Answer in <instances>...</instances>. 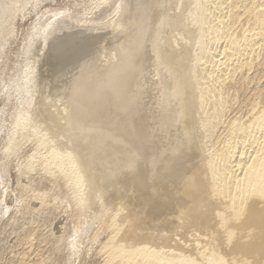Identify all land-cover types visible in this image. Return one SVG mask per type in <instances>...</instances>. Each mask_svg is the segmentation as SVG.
<instances>
[{
    "label": "rangeland",
    "instance_id": "374dc122",
    "mask_svg": "<svg viewBox=\"0 0 264 264\" xmlns=\"http://www.w3.org/2000/svg\"><path fill=\"white\" fill-rule=\"evenodd\" d=\"M183 1H185V0H183ZM183 1L182 0H167V2H166V0H29L28 4L25 6V8L14 19V21H13L14 23L0 37V264H108L107 263L108 255L106 253H104L105 251H103L104 249L102 247H103V244L108 239H110L112 234L109 233L110 231L106 232L103 230L104 231L103 232L102 231L103 226L106 224V222H107L106 220H109L108 217H110L111 213H115V211L117 213L118 205H119V207H122L125 205L126 207H128V209L133 206V202L131 204L130 198L134 195L136 186L134 185V183L132 181L123 180L125 177H121L119 186L123 185L122 188H120L116 185H113L112 183H110V184L106 183V185L102 186L103 188H101V192L103 191L102 194L99 193L97 195V197L94 198L93 196L92 197L90 196L91 195V192H90L91 188H90L89 178L90 177L95 178V175L96 176L102 175L103 177H105L107 175L110 176L111 172H114L115 169H116L115 171L118 172L121 168V165H119L120 164L119 155H121V157H123V155L125 156V154L128 155V153L129 154L133 153L129 156H132V155L134 156L136 154L134 156L136 158V156L141 154V151L143 152L142 154L146 158L144 156H142V154H141V155H139L140 157L139 156L137 157V158H140L139 160L137 158L135 159L138 163L139 168H140L139 171L142 170V168H143L142 164H144L143 170L146 169V172H148V173L150 172L149 174H151L153 172L152 174L155 175L157 173L156 171H159V170L161 171L160 168H163V166L165 165L163 163L164 161H162V160H165L166 158H168L170 156L173 145H176L178 140H180V142L185 141V138H186L185 135L187 133L182 134V130L181 131L179 130V129H181V128H179V126L181 127L182 125L178 120H177V123H175L177 111H179L178 110L179 104L176 103V101H177V100L175 101L176 98H174V96L172 97L171 95L176 93V95H178L179 99H180V97H183V99L185 98L186 95L184 96V94H186V93H184V91H186L187 88H186V85L185 86H183V85L186 84L185 81H187V79L185 77H186V74L188 73V71L183 72L180 76L177 75V73L175 72L176 71L175 66L179 67L180 63H174L173 62L174 63V66H173V63H171V61H169V60H171L170 56H173L175 53L174 50L172 51V48H174V49L176 48L174 45L176 43H179L180 38H181V40H182V38H185L184 37L185 33H184L183 37H182V34H183V32H185L186 28H189L188 26L190 25V27H193V28L197 27L196 30L198 29V26H199V25H197L198 22L196 21L197 24L195 25V23H194L195 17L192 16L194 14L192 13V15H191L190 11L193 9L191 12H196L195 10H197V9H195V8L196 7L198 8V6L200 5L202 8L203 7L205 8L204 10H206V12L208 11V9H210L211 11L209 10L208 13L211 14V15L209 14V17H212L213 14L211 12H212L213 5H210V4H213L212 3L213 0L212 1H210V0H199L198 2H197V0H192V2L194 1V3L193 4H192V2H191V4L188 3L189 5L187 4L188 0L185 1L186 3ZM189 1H191V0H189ZM200 1H202L203 4L205 3V5L204 6H203V4L201 5L202 2L199 3ZM177 2H178V4H177ZM182 2H183V4H182ZM195 2L198 6H196ZM246 3H250V0H248ZM175 4H176V7L174 6ZM184 4L185 5L187 4L186 6L188 9H191V8L192 9L188 10ZM181 5H183V7L185 6L184 7L185 10H188L186 12H189V13H186L184 10L180 11L183 8V7L181 8ZM209 5H210V8H209ZM194 6H195V8H194ZM127 7H129V8L127 9ZM142 7H143V9H142ZM130 8H132V9H130ZM157 8H158V11H157ZM163 8H164V10H163ZM127 10H128V13H127ZM131 11H132V13H131ZM141 12H142V14H141ZM151 12L153 14H151ZM171 12H172V14H171ZM181 12H184L186 14H183V13L181 14ZM236 13L239 14L238 12H236ZM55 14H56V16H55ZM128 14H129V16H128ZM176 14H178V15H176ZM170 16L171 17L173 16L174 18L175 17L176 18L173 20V17L171 18ZM180 16H182L183 18ZM236 16L234 17L235 20L233 19V21L230 22V25L232 26L233 29H237V28L239 29L241 25H242L241 26V28H242L244 25L247 24L246 23L247 22L246 17L242 18L241 15L240 16L238 15L237 17ZM188 18H190V19L188 20ZM177 19L178 20L181 19L182 22H180V20L177 22L176 21ZM183 19H185V20L183 21ZM242 19H244L243 21L245 23L241 22ZM247 19H248V17H247ZM124 20H125V22H124ZM161 20H162V22H161ZM166 20H167V23H166ZM121 21H123V22H121ZM127 21H128V23L129 22L130 23L129 24L126 23ZM133 21H134V23H133ZM171 21H173L174 24ZM192 21H193V23H192ZM154 22H155V24H154ZM180 23H182V25H180ZM242 23H244V25ZM119 24H121V25H119ZM176 24L180 25V27L176 26ZM187 24H188V26H187ZM211 24H212V20L210 19L209 23L206 25L205 28H199L198 29L200 33H202V34L205 33L204 35H200V37L203 36L202 37L203 44H202V42H200V45H203V47H205L206 51H208L207 47L212 46L213 42L216 39L218 41V39H219L218 36L220 35V30H219L220 27L217 28L218 30H215V28H212L213 30L209 29V26ZM238 24H239V26L236 27V25H238ZM184 25H185V27H184ZM212 26L213 25H211V27ZM160 28H161V30H160ZM206 28H208V29H206ZM121 29L123 32L120 31ZM204 31H207V33ZM209 31H211V32H209ZM125 32H127V33L125 34ZM154 32H155V34H154ZM159 32H160V35H159ZM161 33H164L165 35L161 34ZM174 33L177 34L178 36L175 35L176 36L175 37ZM210 33H212V35H211L212 37H210ZM215 33L217 34V36L215 35ZM129 34H130V36H128ZM151 34H153V35H151ZM205 35H206V37H205ZM208 37H209V39H208ZM127 39H130L129 42L126 41ZM160 39H162V40H160ZM174 39H175V43H174ZM213 39H215V40L213 41ZM139 40H141L142 42H139ZM148 40H149V43L151 42L150 44H148V42H147ZM156 40H157L158 46H157ZM165 40H167V41H165ZM205 41H208V42L204 43ZM217 41H216V43H217ZM141 43H143V44L145 43L144 46L142 44L143 48L141 46H139V44H141ZM210 43H211V45H210ZM216 43H214V45ZM163 44L164 45L166 44L167 46L166 45L164 46ZM204 44H207V45L205 46ZM260 45L263 48V50H262V48H260V50H259L260 54L258 52V54L254 55L255 57L253 56L252 58L247 59L246 63L243 62V64H244L243 67L238 69L239 71L237 70L234 73V75H232L233 78H229L227 83H225L224 86L222 87V92H223V94L221 92L222 98L224 97L223 99H225L227 101V102L225 101L227 103V105H226V103L225 104L223 103V107H224L223 108V111H224L223 115L224 114L225 115L223 116L222 113H220L218 115L219 117L217 115H215L216 120L213 117L209 118V119L213 118V119H211L213 121L215 120L217 127H215L214 133L215 132L216 133L213 134V137H212L213 139L209 140L210 142L208 140L206 142L209 146L208 148H206L207 144L205 143V141H206L205 138H203L205 140L204 144H203V139L201 137H199L200 134H202V131H201L202 130L201 129L202 123H200L198 125V126H200L199 127L200 129L198 128V126L196 127L197 124H195L193 127L195 130V134H197L196 135L197 138L196 137L195 138H196V141H198V142L196 144L199 145V143L201 142L200 146H197V147H201L202 145L203 146L205 145L204 146L205 149L203 151H202L203 146L201 147L202 148L201 150H199L200 148H198L199 153L202 156H203V154H211L212 157L214 158L215 163H216V160H218L217 163H219V161H220V158H219L220 154H217L216 152L219 153L220 149L224 145L225 140L227 138L226 135H227L230 127L236 122L237 123L242 122V120H243V122L244 121L246 122V120L250 121L251 118L254 116L253 113H255L254 111L251 110V107H253L252 109L254 110V106H252L253 103L259 99L258 97H260L262 95V93H264V91H263V89H264V41H261ZM136 46H139V47H136ZM162 46H163V48H162ZM171 46H172V48H171ZM134 47H136V49ZM140 48L142 51L140 50ZM147 48H149V49L146 50ZM154 48H156V49H154ZM137 49H139V50H137ZM169 49L172 52H170ZM124 50H126V51H124ZM151 50H153V51H151ZM139 51L141 53L142 52L143 53L142 54L140 53V55H139ZM144 51H145V54H144ZM146 52H147V54H146ZM156 52L158 54H156ZM60 53H61V56H60ZM118 53H119V55H118ZM160 53H161V56H159ZM143 54L146 56H144ZM122 55H123V57H122ZM124 55H125V58H124ZM162 55H163V57H162ZM259 55H260V57H259ZM149 56H150V58H149ZM174 56H176V53ZM158 57H160V59L163 61L165 60L166 62L161 61ZM141 58L143 59V61ZM139 59H140V61H139ZM199 59H202V61L200 60V63H199ZM124 60H126V61H124ZM160 61L162 63H160ZM196 62H198L199 64H201V62H202V64L204 63L203 58H201V57H198V59H196ZM140 63H141V66H140ZM144 63H145V65H144ZM94 65H95V67H94ZM99 65H101V66H99ZM127 65H128V67H127ZM151 65H152V67H151ZM156 66H157V68H156ZM155 69H156V72H154ZM162 69H164L166 71H164ZM172 69L175 72V75H173V76H172V74H173ZM93 70H95V71H93ZM125 70L128 74L127 73L125 74ZM115 71H116V74L118 76L115 74V78H111L112 76H114ZM117 71H119L121 73H118ZM171 72H172V74H171ZM123 73H124V75H122ZM129 73H130L131 77H130ZM251 73H252V75H251ZM255 74H257L258 76ZM157 75L159 76V78ZM176 75H177V77H176ZM108 76L111 78V80ZM142 76H144L143 79H142ZM98 77H99V79H98ZM120 77H121V79H120ZM129 77L131 78L133 83H131V81H129L130 80ZM245 77H249V78H245ZM182 78H183V80H182ZM93 79H94V81H93ZM116 79H118L119 82ZM122 79L124 81H128V83L130 85L132 84L131 87H134L133 84L135 83L136 89H134V88L131 89V87L129 88L130 85H128V83L126 82L125 87L127 90H125V87L122 86V84L120 85L121 81H122V83H124ZM184 79H186V80H184ZM246 79H248V80H246ZM104 80H106L107 82L106 81L103 82ZM112 81H113V83H112ZM162 81L163 82L166 81V82L163 85H161ZM100 82H102V83H100ZM108 82L111 85L108 84ZM114 82L117 84L114 85ZM159 83H160V85H159ZM180 83L183 84L181 87H179L180 85H178ZM85 84H88L89 86L86 85L87 86L86 87V86H84ZM105 84H108V85H106V87L102 88L103 86H105ZM109 85L111 86V88H113L114 86L115 87L112 90H110ZM117 85L120 87H118ZM149 85H150V87H149ZM127 87L129 88V90ZM152 87H155V88L153 89ZM160 87H161V90H159ZM165 87L167 89H165ZM86 88H89V89H86ZM106 88H109V90ZM180 88H182V89H180ZM114 89L117 91L119 89H121L122 91L119 90L121 92L120 93V92L115 91ZM156 89H157V92H156ZM74 90L76 92H74ZM85 90L86 91L88 90V93H91L94 90L95 91H94V94L93 93L88 94ZM101 90H104L106 94H107V90H108L110 95H109V93L107 95L102 94V92H104V91H101ZM113 90H114V92H113ZM177 90H178V92H177ZM230 90H232V91H230ZM96 91H99V92H96ZM123 91L125 92V95H123L124 94V93H122ZM133 91L135 94L132 93ZM138 91H139V93H137ZM165 91H167V92L169 91V93L166 92L167 93L166 94ZM127 92H129L128 95H126ZM155 93H156V95H155ZM78 94H81V95H78ZM113 94L115 96H114V98H111V95L113 97ZM130 94L132 96L133 95L138 96V98L132 97ZM163 94H164V96H163ZM86 95H89V96L92 95L91 96L92 97V100H91L92 103H95V104L97 103V104L96 105L93 104L94 106H92V103H90L91 101L88 100V98H87L89 96H86ZM97 95H99V96H97ZM100 95H102V96H100ZM118 95H120V97ZM66 96H67V98H66ZM70 96H72V97H70ZM81 96H82V98H81ZM121 96L124 98H122ZM263 96H264V94H263ZM94 97H96V98L100 97L99 99L95 98V100H98L99 103L97 101L94 102L95 101ZM103 97L105 98V100ZM130 97L134 98L135 103L131 102V104H130L129 101L132 99V98L130 99ZM140 97L142 99H140ZM162 97L164 98V100L166 99L165 100L166 102L165 101L163 102ZM236 97H237L238 101L236 100ZM101 98H102V101H101ZM126 98L128 100L129 99L130 100L127 101ZM168 98H170V99L174 98V99L172 101L171 100L169 101ZM89 99H91V98L89 97ZM112 99H114V100H112ZM124 99L126 101H124ZM203 99H205V98H203ZM254 99H255V101H254ZM79 100H81V101L79 102ZM228 100H229V102H228ZM100 101L102 102L101 105H100ZM103 101H104V103H103ZM111 101H112V103H110ZM117 101H119L120 103L119 102L117 103ZM131 101H133V99ZM138 101H140V102H138ZM146 101L148 104L146 103ZM173 101H175V102H173ZM106 102H107V104H106ZM113 102H114V104H113ZM121 102H124L128 106L123 105V103H121ZM169 102L170 103L173 102V104L176 103V105H178V106L174 105V106L178 107V108L175 107L177 110H175V108H174V111L176 112V114H174L175 112L172 109L173 104L171 103L172 105H170ZM80 103H81V105H80ZM88 103H89V105L91 104L90 107H89ZM133 103L135 105H133ZM164 103H165V105H164ZM208 103H209V99L206 98V100L203 101V105H205V106L203 107V105H201V108L203 109V111L201 109V113H204V115H206V112H207V115H209L208 112H210V109L208 107V105H209ZM70 104H72V105H70ZM109 104H110V106H109ZM115 104L116 105L120 104L118 106L119 108ZM201 104H202V102H201ZM67 105H68V107H67ZM75 105L78 107V110L83 107L84 108L83 111L85 112L84 114H87V115H84V118H82L81 122H77V125H79V123H83V124L79 125L80 127H78V128L76 127L77 129H75V127L74 128L71 127V124H70L71 122H69V124H70L69 125L68 120H67L68 116H69L68 119L70 120L71 116L74 114V112H75V114L77 113L76 111H78V110H77V107ZM97 105L99 108L97 107ZM147 105H148V107H147ZM162 105L164 106L165 109L163 108ZM101 106L102 107L104 106L103 108H105V106H106V108H105L106 111H105V109L104 110L101 109L100 108ZM123 106H125V107H123ZM249 106H251V107H249ZM73 107H75L76 109ZM93 107H94V111L92 112L91 110H93ZM114 107H115V109H114ZM134 107H135V109H134ZM72 108L75 109L76 111L73 110ZM97 108H98V110L100 109V112H96V111H98V110H96ZM112 108L114 109V112L118 113V117H116L117 116L116 114H113L114 112L111 111V110H113ZM206 108L208 109V111ZM61 109H63V110H61ZM85 109H87V111ZM107 109L109 112L107 111ZM118 109H120V110H118ZM126 109H127V111H126ZM247 109L250 111V113L248 112ZM48 110H49V112H48ZM66 110H69V111L67 112ZM71 110H73L72 111L73 114L70 113ZM88 110L91 112H89ZM134 110H138L139 114L135 111L137 114L135 113L134 116L132 117ZM139 110H142V111L140 112ZM60 111H62V112H60ZM65 111L67 112V114L70 113L71 115H69V114L67 115ZM101 111L102 112L104 111V113H102ZM120 111H122V113ZM54 112H56V113H54ZM86 112H88V113H86ZM94 112H96V113H95V115H93L94 116L93 117L92 114ZM107 112L109 115L107 114ZM131 112H133V113L131 114ZM142 112H143V114H142ZM171 112H173V114L175 115V118L172 116L173 114ZM64 113L67 116H65ZM111 113L113 114L112 115L113 117L111 116ZM168 113L171 115V117ZM247 113L249 115H246ZM89 114L91 117L90 120L88 118ZM120 114L121 115L123 114V116H124L123 119H122L123 116H121ZM124 114L126 116H129L130 118L125 117ZM140 114H141V116L143 115V118L140 117ZM105 115H106V117H107V115L110 116V117H107L108 119L109 118L110 119L107 120L106 117L103 118V116H105ZM144 115H146V116H144ZM151 115L154 118H152ZM95 116H97V117H95ZM101 116H102V119L107 120V122L104 120L102 121ZM114 116H115V118L120 120V121H118L117 119H115L116 125H115V121H114ZM135 116H137L138 118L140 117V118L139 119L135 118ZM131 117H132V120H131ZM145 117H149V119L145 118ZM167 117L168 118L170 117L169 119L172 118L171 119L172 121L168 120ZM85 118H88V119H85ZM95 118H97L99 120L97 121V119H95ZM127 118L129 120H127ZM133 119L134 120L136 119L135 122H137L136 123L137 125H138V122H141V123H139V125H140L139 127H142V129L144 127L143 132L146 135H144V133H143V135L145 136V137L143 136L144 137L143 140H145V138H146L147 143L145 142L142 144L140 143L141 145L139 144V140H138L139 131H136V130H138L137 129L138 126L135 128L136 125H134L135 122ZM144 119L145 120L148 119V120H146L147 122H145ZM224 119L228 124L224 121ZM234 119L235 120L237 119V121L235 122ZM111 120H113L112 123H111ZM137 120H140V121H137ZM130 121L133 123L131 124ZM149 121L150 122L152 121V122L149 123ZM157 121H159V123ZM165 121L166 122L168 121L169 126ZM170 121H171V123H174V124H171ZM91 122H93L92 123L93 125L91 124ZM97 122H98V124H97ZM99 122H101V123H99ZM105 123H106V125H105ZM127 123L128 124L130 123V125H128ZM142 123H143V125H142ZM145 123L146 124L149 123L150 127L148 125L145 126ZM224 123H225V125H224ZM57 124H58V127H57ZM88 124H91V125H88ZM150 124H152L153 126ZM86 125L90 126L92 128V130L94 128V131L90 130L91 131L90 132V131L86 130V128H87ZM125 125H126V127H125ZM66 126L67 127L70 126L72 129L70 127H68V129L66 130V128H67ZM162 126L165 128H163ZM62 127H63V129H62ZM90 127H89V129H90ZM151 127H152V129H151ZM83 128H84V132H82V136H81L80 133H81V130H83ZM110 128H111V130H110ZM112 128H114V129H112ZM170 128H171V130H170ZM69 129L70 130L75 129V132H74V130L69 131ZM120 129L121 130L125 129V132H124V130L121 131ZM128 129L129 130L131 129V131H134V132H132V134H131V131L128 132L129 131ZM100 130H103V131H100ZM108 130L110 131V133ZM178 130L181 133H179V132L177 133ZM196 130H198L199 132L196 133ZM68 132H71V133L73 132V133L77 134V136H75V134H73V133L68 134ZM104 132L107 134H105ZM121 132H122V134H121ZM148 132L150 133V135H151V133L153 135H151V136L148 135L149 134ZM164 132H165V134H164ZM166 132L168 134L170 132H172L169 134L170 137H168V134ZM108 133H109V135L112 133H115V134L117 133L116 135H114V134L111 135L113 138L115 137L114 139L112 138L114 141L109 140L111 136L108 137ZM123 133H125V134L123 135ZM154 133L156 136L154 135ZM67 134H68V136H67ZM97 134H98L97 139L100 140L99 138H101V140L103 142L100 141L101 142L100 143L97 141V139L95 140ZM119 134H120V136L121 135L123 136L120 139L121 142H118L117 140L115 141V139L119 138V136H118ZM133 134L137 135V137L134 136ZM178 134H182L181 137ZM91 135L93 138L90 137ZM102 135H103L104 139H103ZM128 135H130V137L132 136V138H130V139L133 140V138H134V141H131L129 139ZM107 137H108V139L106 140L105 138H107ZM154 137L157 138L158 140L157 139L155 140ZM166 137H168V138L166 139ZM124 138H125V141L123 140ZM75 139L77 141H75ZM87 139H89V140H87ZM127 139H129L128 142L126 141ZM198 139H200V140H198ZM104 140H106L108 142V144H106L104 142ZM122 140L124 142H122ZM81 141L84 142V146H82ZM136 141L138 143H135ZM174 141H176V143H174ZM211 141H212V143H211ZM109 142H111V143H109ZM131 142H132V144H133V142L135 144L131 145L130 146L131 148H130L129 145L126 143L131 144ZM149 142H151V143H149ZM163 142H164V144H163ZM85 143H86V145H85ZM99 143H100V145H99ZM102 143H104V144H102ZM123 143H124V145H123ZM80 144H81V146H80ZM95 144H96V146H95ZM117 144H118V146H117ZM143 144H146V147ZM169 144L171 147L169 146ZM104 145L108 146L109 148H112V149H115L118 147V148H120L119 150H121L122 148H125L126 147L125 145H127L129 148L128 147L125 148V152L123 149L121 151H119L118 148L114 151V150L109 149L108 147L106 148ZM109 145H112L114 147L109 146ZM120 145L122 146V148L120 147ZM134 145H136V146H134ZM142 145H143V148H142ZM150 145L152 147H154V150ZM165 145H167V146H165ZM85 146H86V148H85ZM87 146L89 148H87ZM97 146L99 147V149L95 148ZM103 146H104V148H102ZM157 146L159 149L157 148ZM213 146H214L215 150L213 149ZM71 147H73V148H71ZM92 147L95 148V149H93V151H92ZM136 147H137V151H135ZM138 147H140V148H138ZM149 147L152 149L151 151L149 150L150 149ZM162 147H164L166 149L163 148L164 149L163 150ZM68 148H70V149L68 150ZM133 148H134V151H133ZM155 148L158 150V154L162 155V153H163V155L157 156L156 155L157 150H155ZM209 148H210V150L213 149L214 151L212 150L210 152ZM79 149L81 152L77 151ZM88 149L90 152H88ZM138 149L140 150L139 151L140 153H138ZM168 149H169V151L164 152ZM97 150L99 152H96ZM147 150H148V152H146ZM73 151H74V153H73ZM91 151L93 153H91ZM100 151H101V153H100ZM152 151H154L155 154H153ZM200 151H202V152H200ZM94 152L96 153V155H94ZM109 152L111 154L110 156L113 157L112 158L113 160H114V158H116L114 160V162L110 163L111 157L109 156ZM111 152H113V153H111ZM134 152H136V153H134ZM212 152L214 154H212ZM85 153H86V156L90 157V158L85 159V155H84ZM98 153H100V154H98ZM121 153H123V155ZM105 154L108 157H105ZM165 154L168 156H166ZM115 155L118 157L119 160L117 159V157ZM147 155L150 157V159H149L150 161L147 160L148 159ZM95 156L97 157V159ZM75 157L78 159H76ZM92 157H94V158L92 159ZM101 157H103L104 160L109 158V162H108V160L104 161ZM82 158H84L86 160V162L88 161L87 159H92L93 161L92 160H90V161H92L93 163L90 162L92 164H90L91 166H88L87 163L85 162V160H83ZM99 158H101V160L97 161V160H99ZM144 158L147 160V162H149L148 164H147V162H144L145 161ZM94 159H96V160H94ZM143 159H144V161H143ZM152 159L154 160L153 164H152L153 166L150 163ZM156 160H159V161H157L158 163L156 162ZM103 161H104V163H102ZM75 162H76V164H75ZM100 162L104 165L103 167H105V164L108 165L107 169L104 168L105 169L104 171H106V172L101 170L102 169V168H100L101 165H99V164H101ZM159 162H160V165H159ZM109 163L111 164V166ZM112 163H113V165H112ZM85 164H86V166H84ZM94 164H97L98 167L95 166ZM154 165H157V166H155V168H157L156 170L154 169ZM113 166H114V168H113ZM78 167L81 168V170ZM151 167L154 170H152ZM148 168H150V169H148ZM87 169H89V171ZM110 169H112V170L110 171ZM107 170H108V172H107ZM91 174H92V176H91ZM103 174H105V175H103ZM99 176H98V178H99ZM101 178L102 177L100 176V179ZM124 181H125V183H124ZM108 185H109V187H108ZM105 186H107V187H105ZM131 186H133V187H131ZM121 189H123V190H121ZM130 189L133 191H130ZM117 192L118 193L121 192L120 196L115 195ZM111 194H112V197H111ZM103 196H105L106 198ZM73 197H74V199H73ZM90 197H91V200H90ZM100 199H102V200H100ZM112 199H114V200H112ZM119 200H120V202L118 204L117 202ZM121 201H123V202H121ZM103 202H105V203H103ZM114 202H116V203H114ZM126 202L128 204H126ZM129 205H130V207H129ZM125 212H126V210H125ZM177 213H175L173 216V217L177 216V224H175L176 226L175 225L174 226L177 228L178 233H179V234H176V236L180 237V234H181L180 231H182L184 229V227L183 226L180 227L179 225L183 224L184 219L180 223H178V220L180 221L182 217H181V214L179 215V213L178 214ZM178 215H179V219H178ZM103 218H105L106 220ZM101 221H103V222H101ZM159 222L160 221H157V223L153 226L152 229L154 232L152 231V229H150V231H149V229L146 228L145 231H147V232L144 235H142V237L145 236L147 233L149 234L150 232L155 233L156 235H153V237L154 238L156 237V238H155V240L154 239L152 240V242H153V244H155V246L160 245L161 243H163V241H166L168 239L172 240V242L171 241L169 242L170 247L175 244L173 242V241H175V239L180 241V239L178 237H177L178 239L174 237L175 232L171 231L169 233L170 230L168 228L162 229L163 228L162 227L163 222L161 221L162 222V223L160 222L161 224ZM103 223H105V224L103 225ZM157 224H158V226H157ZM158 227H160V228H158ZM154 229H156V230H154ZM179 229H180V231H179ZM157 230H158V232H157ZM162 231L166 232V234H164ZM184 231L185 230H183L182 233ZM160 232L163 233V235L166 239L163 236H160V234H161ZM167 233H169L168 239H167V236H168ZM171 234H173V236ZM170 235H171V237H170ZM114 237H115V235H114ZM158 237H160V238L158 239ZM160 239H162V240H160ZM156 242H159V243L157 244ZM194 256H195V254H193V256L192 255L189 256V258H192V257L194 258ZM196 257L197 256H195V258ZM105 259H106V261H105ZM189 262H190V260L187 262V264H189ZM192 263H194V262L191 261L190 264H192ZM175 264H177V263H175ZM185 264H186V262H185Z\"/></svg>",
    "mask_w": 264,
    "mask_h": 264
},
{
    "label": "bare ground",
    "instance_id": "6f19581e",
    "mask_svg": "<svg viewBox=\"0 0 264 264\" xmlns=\"http://www.w3.org/2000/svg\"><path fill=\"white\" fill-rule=\"evenodd\" d=\"M183 1V0H182ZM186 1V0H185ZM183 1V2H185ZM199 0H197L198 2ZM212 1V0H210ZM248 0H213V4H210V5H213V8H212V14L213 16L212 17H209V14L208 11L210 9H208V11L206 12V10H204L205 8L201 7L200 5L198 6L196 4V6H198V8L194 6L196 12H191L192 10L191 9H188L187 8V4H191L192 0L191 1H187V4L185 5L186 8L188 10H191L190 13L192 15V13L194 15L195 18V25H199L198 26V29L199 28H205L206 25L209 23V20L211 19L212 20V24L213 25L211 27V25L209 26V29H212V28H215V30H218L217 28H219L220 30V35L218 36V41L217 39H213V44L212 46L210 47H207V50L205 49V47H203V45H200V42H202L203 44V40H202V37H200V35H204L205 33H200L199 30L196 28H193V27H190V25L187 26L189 28H186L185 32H183L182 34V37L184 35L185 38H180V41L179 43H176L174 46L176 47L175 49L172 48V51L174 50L175 53H176V56L175 53H174V57L173 56H170V59L169 61H171V63H180V68L178 66H175V72L177 73V75H181L183 72L185 71H188V73L186 74V79L187 81L186 84H178L180 85L179 87H181L182 85L185 86L186 85V88L187 90L184 91V96L185 98L183 99V97H178V95H176V93L172 94L171 96L175 99L176 103L179 104V108L176 107L178 105H176V103L173 104V102H169L170 105H172V109L174 111V108H178L179 111H177V116L175 118V115L176 112L173 114V112H171L173 115V117L176 119L175 123H177V120L181 123V127L179 126V129L180 131L182 130V134L183 133H187L185 136V141L183 142H180V140L177 141V144L176 145H173V148L171 150V153H170V156L168 158H166L165 160H162L160 157V159L162 161H164L163 163L165 164L163 166V168H160L161 171H156L155 175H153L152 173L149 174L148 172H146V169H144V164H141L143 165V168L142 170L139 171V166H138V163L137 161L135 160L139 155H141L143 152L141 151V154H139L138 156H136V158L132 155V156H129L131 154L128 153V155L125 154V156L123 155V153H121L123 155V157H121V155H119L120 157V164L121 165V168L120 170L117 172L114 170V172H111V175H107L105 177H103L102 175H100L102 178V180L100 179V176L98 178V176L95 175V178L94 177H90L89 178V183H90V192H91V197L93 196L94 198L97 197V195L99 193L102 194L101 192V188H103L102 186L106 185L107 184H110L112 183L113 185H116L120 188H122V186H119L120 184V180H121V177H125L123 180H127V181H132L134 183V185L136 186L135 187V192H134V195L130 198L131 199V204L133 202V206L130 207L129 205V209L128 207H125L122 206V207H119L118 205V210H117V213L115 211V213H111L110 217H107L109 218V220H106V224L103 223V229L102 231H110L109 233L112 234V236L110 237V239H108L104 244H103V251H105L104 253H106L108 255V259H107V263L108 264H187V262L190 260L193 261L194 263L192 264H264V96L262 93V95L260 97H258L255 101L254 99V103L252 106H254V110L252 109L253 107H251V110L254 111L255 113L254 116L251 118L250 121L246 120V122L244 123L243 120L242 122H239L237 123V119L235 120L236 123H234L227 135H226V140H225V143L224 145L222 146V148L220 149V152H216L217 154H220L219 158H220V161L219 163H217L218 160H216V163L214 161V158L212 157L211 154H203V156L199 153L198 151V148H200L199 150H201L202 146L201 147H197V146H200V143L199 145L196 144L198 141H196V135L195 134V130H194V125H196V127L202 123V134H200L199 137H201L202 139L205 138V140L203 139V144H204V141L205 143L207 142V140H211L213 139V134L214 131H215V127H217L216 125V118H215V115H219L220 113H222L223 115V103L225 104L227 101L225 99L222 98V95H221V92H222V87L224 86L225 83H227V81L229 80V78H233L232 75H234V73L243 67V62L246 63V60L247 59H250L252 58L254 55L258 54L261 45H260V42L261 41H264V0H250V3H246ZM125 2V1H124ZM167 2V0H166ZM176 2V1H175ZM182 2V4H183ZM202 1H200L199 3H201ZM205 2V1H204ZM209 2V1H208ZM207 2V3H208ZM126 3V2H125ZM124 3V4H125ZM147 3V2H146ZM164 3V2H163ZM186 3V2H185ZM194 3V1L192 2V4ZM129 4V3H128ZM168 4V3H167ZM178 4V2H177ZM188 4V5H189ZM203 4V2L201 3V5ZM127 5V4H126ZM142 5V4H141ZM150 5V4H149ZM161 5V4H160ZM180 5V4H179ZM205 5V3L203 4V6ZM208 5V4H207ZM210 5H209V8H210ZM123 6V5H122ZM125 6V5H124ZM157 6V5H156ZM176 7V4L174 5ZM184 6V7H185ZM153 7V6H152ZM183 7V5H181V8ZM183 7V8H184ZM193 7V6H192ZM201 7V8H200ZM212 7V6H211ZM129 7H127L128 9ZM141 8V7H140ZM181 9L180 11H188V10H185L184 9ZM190 8V7H189ZM132 9V8H130ZM143 9V7H142ZM160 9V8H159ZM145 10V9H144ZM150 10V9H149ZM164 10V8H163ZM166 10V9H165ZM176 10V9H175ZM130 11V10H129ZM134 11V10H133ZM157 11H158V8H157ZM211 11V10H210ZM126 12V11H125ZM124 12V13H125ZM236 12H238L239 14H237ZM61 13V12H60ZM127 13H128V10H127ZM132 13V11H131ZM130 13V14H131ZM162 13V12H161ZM166 13V12H165ZM174 13V12H173ZM186 14V13H189V12H181V14ZM59 14V13H58ZM57 14V15H58ZM142 14V12H141ZM151 14H153L151 12ZM159 14V13H158ZM169 14V13H168ZM172 14V12H171ZM180 14V13H179ZM180 14V15H181ZM240 16L243 18V17H246V20H247V24L244 25V19H242L241 22H244L242 23L244 26L237 30V29H233L232 26L230 25V22L233 21L234 17L236 15ZM165 15V14H164ZM178 15V14H176ZM211 15V14H210ZM56 16V14H55ZM124 16V15H123ZM126 16V15H125ZM129 16V14H128ZM156 16V15H155ZM174 16V15H173ZM172 16V17H173ZM187 16V15H186ZM236 16V17H237ZM121 17V16H120ZM131 17V16H130ZM137 17V16H136ZM140 17V16H139ZM163 17V16H162ZM171 17V16H170ZM171 17V18H172ZM179 17V16H178ZM182 17V16H180ZM185 17V16H184ZM248 17V19H247ZM164 18V17H163ZM176 18V17H175ZM173 17V20L175 19ZM183 18V17H182ZM210 18V19H209ZM120 19V18H119ZM123 19V18H122ZM165 19V18H164ZM163 19V20H164ZM190 18H188L189 20ZM170 20V19H169ZM172 20V19H171ZM180 22H182L181 19H179ZM178 19L176 20L177 22L179 21ZM185 19H183L184 21ZM193 20V21H194ZM235 20V19H234ZM237 20V19H236ZM118 21V20H117ZM141 21V20H140ZM139 21V22H140ZM154 21V20H153ZM192 21V23H193ZM197 21V22H196ZM123 22V21H121ZM125 22V20H124ZM132 22V21H131ZM157 22V21H156ZM162 22V20H161ZM173 22V21H171ZM128 23V21L126 22ZM125 23V24H126ZM130 23V22H129ZM128 23V24H129ZM134 23V21H133ZM166 23H167V20H166ZM237 23V22H236ZM127 24V25H128ZM140 24V23H139ZM151 24V23H150ZM155 24V22H154ZM174 24V22H173ZM178 24V23H177ZM176 26H179L182 25V23H180V25H177ZM240 24V23H239ZM236 25V27L239 26ZM121 25V24H119ZM142 25V24H141ZM148 25V24H147ZM153 25V24H152ZM140 26V25H139ZM164 26V25H163ZM186 26V27H187ZM130 27V26H129ZM178 27V28H179ZM185 27V25H184ZM129 29V28H128ZM131 29V28H130ZM151 29V28H150ZM155 29V28H154ZM208 29V28H206ZM153 30V29H152ZM157 30V29H156ZM161 30V28H160ZM163 30V29H162ZM170 30V29H169ZM201 30V29H200ZM204 30V29H203ZM213 30V29H212ZM122 31V29L120 30ZM130 31V30H129ZM149 31V30H148ZM181 31V30H180ZM123 32V31H122ZM140 32V31H139ZM156 32V31H155ZM154 32V34H155ZM163 32V31H162ZM173 32V31H172ZM177 32V31H176ZM179 32V31H178ZM207 33V31H204ZM211 32V31H209ZM208 32V33H209ZM214 32V31H213ZM216 32V31H215ZM127 32H125L126 34ZM132 33V32H131ZM143 33V32H142ZM141 33V34H142ZM148 33V32H147ZM157 33V32H156ZM171 33V32H170ZM136 34V33H135ZM161 34H164V33H161ZM153 35V34H151ZM159 35H160V32H159ZM165 35V34H164ZM172 35V34H171ZM170 35V36H171ZM177 35L174 33V36ZM212 33H210V37ZM215 35L217 36V34L215 33ZM130 36V34L128 35ZM150 36V35H149ZM173 36V35H172ZM178 36V35H177ZM144 37V36H143ZM155 37V36H154ZM157 37V36H156ZM163 37V36H162ZM176 37V36H175ZM206 37V35H205ZM204 37V38H205ZM161 38V37H160ZM164 38V37H163ZM201 38V39H200ZM68 39V38H67ZM131 39V38H130ZM130 39H127L126 41L129 42ZM155 39V38H154ZM166 39V38H165ZM170 39V38H169ZM178 39V38H177ZM176 39V40H177ZM206 39V38H205ZM204 39V40H205ZM209 39V37H208ZM212 39V38H211ZM210 39V40H211ZM146 40V39H145ZM151 40V39H150ZM162 40V39H160ZM201 40V41H200ZM70 41V40H69ZM73 41V40H72ZM159 41V40H158ZM167 41V40H165ZM169 41V40H168ZM209 41V40H208ZM208 41H205L204 43L208 42ZM212 41V40H211ZM210 41V42H211ZM217 41V43H216ZM71 42V41H70ZM139 42H142L141 40H139ZM146 42V41H145ZM148 44L149 43V40L147 41ZM154 42V41H153ZM170 42V41H169ZM173 42V41H172ZM177 42V41H176ZM66 43V42H65ZM138 43V42H137ZM156 43H157V40H156ZM168 43V42H167ZM174 43H175V39H174ZM214 43H216L214 45ZM73 44V43H72ZM129 44V43H128ZM143 43L139 44V46H142ZM170 44V43H169ZM173 44V43H172ZM209 44V43H208ZM71 45V44H70ZM164 45V44H163ZM166 45V44H165ZM164 45V46H165ZM205 46L207 44H204ZM211 45V43H210ZM72 46V45H71ZM129 46V45H128ZM139 46H136V47H139ZM149 46V45H148ZM157 46H158V43H157ZM167 46V45H166ZM136 47H134L136 49ZM169 47V46H168ZM146 48V47H145ZM144 48V49H145ZM150 48V47H149ZM149 48H147L146 50H148ZM153 48V47H152ZM151 48V49H152ZM163 48V46H162ZM167 48V47H166ZM156 49V48H154ZM153 49V50H154ZM130 50V49H129ZM139 50V49H137ZM141 50V48H140ZM151 50V51H153ZM170 50V49H169ZM263 50V48H262ZM126 51V50H124ZM142 51V50H141ZM156 51V50H155ZM163 51V50H162ZM170 50V52H172ZM123 52V51H122ZM121 52V53H122ZM130 52V51H129ZM133 52V51H132ZM135 52V51H134ZM137 52V51H136ZM169 52V53H170ZM138 53V52H137ZM140 51H139V55H140ZM143 53V52H142ZM141 53V54H142ZM155 53V52H154ZM163 53V52H162ZM134 54V53H133ZM136 54V53H135ZM144 54H145V51H144ZM143 54V55H144ZM147 54V52H146ZM156 54H158L156 52ZM164 54V53H163ZM166 54V53H165ZM260 54V52H259ZM119 55V53H118ZM121 55V54H120ZM131 55V54H130ZM137 55V54H136ZM142 55V56H143ZM60 56H61V53H60ZM146 56V55H144ZM161 56V53L160 55ZM114 57V56H113ZM123 57V55H122ZM133 57V56H132ZM136 57V56H135ZM156 57V56H155ZM163 57V55H162ZM161 57V58H162ZM198 57H201L203 58V64L201 62L200 63V60L202 61V59H199V63L196 62V59H198ZM255 57V56H254ZM260 57V55H259ZM124 58H125V55H124ZM123 58V59H124ZM140 58V57H139ZM143 58V57H142ZM141 58V59H142ZM150 58V56H149ZM152 58V57H151ZM160 59V57H158ZM157 58V59H158ZM120 59V58H119ZM144 59V58H143ZM142 59V61H143ZM156 60V59H155ZM154 60V61H155ZM161 60V59H160ZM245 60V61H244ZM119 61V60H118ZM122 61V60H121ZM126 61V60H124ZM136 61V60H135ZM140 61V59H139ZM163 61V60H161ZM160 61V63H162ZM165 61V60H164ZM163 61V62H164ZM114 62V61H113ZM146 62V61H145ZM151 62V61H150ZM157 62V61H156ZM166 62V61H165ZM168 62V61H167ZM108 63V62H107ZM110 63V62H109ZM122 63V62H121ZM120 63V64H121ZM142 63V62H141ZM141 63H140V66H141ZM158 63V62H157ZM170 63V62H169ZM170 63V64H171ZM174 63H173V66H174ZM198 63V64H197ZM248 63V62H247ZM115 64V63H114ZM113 64V65H114ZM118 64V63H117ZM155 64V63H154ZM90 65V64H89ZM103 65V64H102ZM111 65V64H110ZM133 65V64H132ZM145 65V63H144ZM150 65V64H149ZM163 65V64H162ZM101 66V65H99ZM122 66V65H121ZM159 66V65H158ZM161 66V65H160ZM172 66V65H171ZM95 67V65H94ZM128 67V65H127ZM126 67V68H127ZM136 67V66H135ZM152 67V65H151ZM259 67V66H258ZM98 68V67H97ZM105 68V67H104ZM103 68V69H104ZM131 68V67H130ZM134 68V67H133ZM142 68V67H141ZM146 68V67H145ZM157 68V66H156ZM160 68V67H159ZM164 68V67H163ZM171 68V67H170ZM174 68V67H173ZM245 68V67H244ZM250 68V67H249ZM260 68V67H259ZM258 68V69H259ZM94 69V68H93ZM111 69V68H110ZM152 69V68H151ZM261 69V68H260ZM263 69V68H262ZM106 70V69H105ZM145 70V69H144ZM154 70V69H153ZM158 70V69H157ZM164 70V69H162ZM161 70V71H162ZM173 70V69H172ZM171 70V71H172ZM95 71V70H93ZM113 71V70H112ZM143 71V70H142ZM166 71V70H164ZM182 71V72H181ZM239 71V70H238ZM118 73H121L119 71H117ZM145 72V71H144ZM149 72V71H148ZM153 72V71H152ZM156 72V69L155 71ZM175 72L173 70V75H175ZM99 73V72H98ZM110 73V72H109ZM108 73V74H109ZM126 70H125V74H126ZM134 73V72H133ZM139 73V72H138ZM158 73V72H157ZM164 73V72H163ZM247 73V72H246ZM115 74H116V71L114 73V76H110L111 78H115ZM128 74V73H127ZM148 74V73H147ZM160 74V73H159ZM244 74V73H243ZM248 74V73H247ZM95 75V74H94ZM104 75V74H103ZM117 75V74H116ZM124 75V73L122 74ZM130 75V73H129ZM141 75V74H140ZM154 75V74H153ZM176 75V77H177ZM249 75V74H248ZM252 75V73H251ZM257 75V74H255ZM106 76V75H105ZM108 76V77H109ZM118 76V75H117ZM121 76V75H120ZM134 76V75H133ZM151 76V75H150ZM158 76V75H157ZM161 76V75H160ZM167 76V75H166ZM258 76V75H257ZM101 77V76H100ZM104 77V76H103ZM109 77V78H110ZM131 77V75H130ZM129 77V78H130ZM148 77V76H147ZM153 77V76H152ZM108 78V79H109ZM110 78V80H111ZM144 78V76H142V79ZM159 78V76H158ZM184 78V77H183ZM182 78V80H183ZM245 78H249V77H245ZM83 79V78H82ZM99 79V77H98ZM121 79V77H120ZM126 79V78H125ZM128 79V78H127ZM178 79V78H177ZM180 79V78H179ZM184 79V80H186ZM255 79V78H254ZM81 80V79H80ZM113 80V79H112ZM118 80V79H116ZM115 80V81H116ZM123 80V79H122ZM129 80V79H128ZM146 80V79H145ZM150 80V79H149ZM171 80V79H170ZM181 80V81H182ZM248 80V79H246ZM259 80V79H258ZM86 81V80H85ZM94 81V79H93ZM106 80H104L103 82H105ZM131 83L132 80L130 78ZM255 81V80H254ZM82 82V81H81ZM97 82V81H96ZM107 82V81H106ZM111 82V81H110ZM119 82V80H118ZM124 83H120V85L122 84V86H126V82L128 83V81H124ZM158 82V81H157ZM160 82V81H159ZM166 82V81H165ZM165 82L162 81L161 85H163ZM184 82V83H185ZM84 83V82H83ZM102 83V82H100ZM99 83V84H100ZM113 83V81H112ZM139 83V82H138ZM263 83V82H262ZM91 84V83H90ZM104 84V83H103ZM108 84H110L108 82ZM108 84H105V86H101L102 88L106 87V85ZM117 83L114 82V85H116ZM249 84V83H248ZM89 86L88 84H85L84 86ZM111 85V84H110ZM109 85V86H110ZM119 85V84H118ZM117 85V86H118ZM128 85H130L128 83ZM132 85V84H131ZM131 85L129 86V88L131 87ZM134 87H131L136 89L135 87V83L133 84ZM138 85V84H137ZM146 85V84H145ZM160 85V83H159ZM170 85V84H169ZM168 85V86H169ZM254 85V84H253ZM263 85V84H262ZM78 86V85H77ZM83 86V87H84ZM86 86V87H87ZM92 86V85H91ZM140 86V85H139ZM167 86V85H166ZM81 87V86H80ZM115 87V86H114ZM113 87V88H114ZM120 87V86H118ZM138 87V86H137ZM146 87V86H145ZM150 87V85H149ZM162 87V86H161ZM161 87L159 90H161ZM93 88V87H92ZM113 88H111L110 86V90H112ZM128 88V87H127ZM128 88V90H129ZM153 89L155 87H152ZM173 88V87H172ZM185 88V87H184ZM262 88V87H261ZM86 89H89V88H86ZM109 90V88H106ZM118 89V88H117ZM133 89V90H134ZM138 89V88H137ZM145 89V88H144ZM165 89H167L165 87ZM169 89V88H168ZM178 89V88H177ZM182 89V88H180ZM258 89V88H257ZM83 90V89H82ZM92 90V89H91ZM105 90V89H104ZM104 90H101V91H104ZM107 90V94L109 93ZM115 90V89H114ZM113 90V92H114ZM121 90V89H119ZM117 91V92H120V91ZM125 90L126 87H125ZM152 90V89H151ZM86 91V90H85ZM95 91V90H94ZM94 91L91 92L94 94ZM122 91V90H121ZM135 91V90H134ZM134 91L132 93H134ZM227 91V90H226ZM232 91V90H230ZM264 91V89H263ZM74 92H76L74 90ZM88 93V90L86 91ZM96 92H99V91H96ZM95 92V93H96ZM156 92H157V89H156ZM167 91H165L166 93ZM171 92V91H170ZM178 92V90H177ZM257 92V91H256ZM261 92V91H260ZM79 93V92H78ZM83 93V92H82ZM81 93V94H82ZM86 93V94H87ZM91 93H88V94H91ZM121 93V92H120ZM122 93H124L123 95H125V92L123 91ZM129 92H127L126 95H128ZM131 93V92H130ZM139 93V91L137 92ZM148 93V92H147ZM169 93V91L167 92ZM166 93V94H167ZM180 93V92H179ZM178 93V94H179ZM238 93V92H237ZM81 94H78V95H81ZM100 94V93H99ZM102 94H106L105 91L102 92ZM106 94V95H107ZM117 94V93H116ZM135 94V93H134ZM181 94V93H180ZM223 94V92H222ZM254 94V93H253ZM77 95V96H78ZM83 95V94H82ZM96 95V94H95ZM110 95V93H109ZM122 95V94H121ZM131 95V94H130ZM129 95V96H130ZM156 95V93H155ZM228 95V94H227ZM232 95V94H231ZM84 96V95H83ZM86 96H89V95H86ZM92 96V95H91ZM89 96L91 99L88 98V100H92V97ZM94 96V95H93ZM99 96V95H97ZM102 96V95H100ZM114 94H113V97L111 95V98H114ZM120 97V95H118ZM132 96V95H131ZM164 96V94H163ZM72 97V96H70ZM74 97V96H73ZM122 97V96H121ZM132 97H137L138 96H132ZM130 97V99L132 98ZM149 97V96H148ZM159 97V96H158ZM171 97V98H172ZM222 99H221V98ZM227 97V96H226ZM67 98V96H66ZM82 98V96H81ZM85 98V97H84ZM96 97H94V100H95ZM100 98V97H99ZM98 97L96 99H99ZM104 98V97H103ZM109 98V97H108ZM107 98V99H108ZM117 98V97H116ZM124 98V97H122ZM163 98V97H162ZM173 98V99H174ZM205 98V99H203ZM209 99V109H210V112L209 115H207V112H206V115H204V113H201V105H203V101ZM75 99V98H74ZM80 99V98H79ZM121 99V98H120ZM119 99V100H120ZM127 99V98H126ZM129 99V100H130ZM133 99V101H131ZM130 101L127 99V101L130 102H134V98H132ZM140 99H142L140 97ZM146 99V98H145ZM173 99H170L168 98V100L172 101ZM182 99V100H181ZM203 99V100H202ZM72 100V99H71ZM82 100V99H81ZM79 100V102L81 101ZM84 100V99H83ZM87 100V99H86ZM105 100V98H104ZM114 100V99H112ZM116 100V99H115ZM157 100V99H156ZM166 100V99H165ZM164 98H163V102L165 101ZM202 100V101H201ZM236 100H237V97H236ZM69 101V100H68ZM67 101V102H68ZM78 101V100H77ZM98 102V100H95L94 102ZM101 101H102V98H101ZM100 101V105H101V102ZM107 101V100H106ZM110 101V100H109ZM121 101V100H120ZM124 101H126L124 99ZM158 101V100H157ZM226 101V102H225ZM238 101V100H237ZM74 102V101H73ZM87 102V101H86ZM89 102V101H88ZM119 101H117L118 103ZM140 102V101H138ZM142 102V101H141ZM144 102V101H143ZM160 102V101H159ZM166 102V101H165ZM202 102V104H201ZM206 102V101H205ZM229 102V100H228ZM92 103V101L90 102ZM99 103V102H98ZM104 103V101H103ZM112 103V101L110 102ZM116 103V104H117ZM120 103V102H119ZM123 103V105H127L125 104L124 102H121ZM135 103V102H134ZM133 103V105H135ZM147 103V101H146ZM150 103V102H149ZM50 104V103H49ZM65 104V103H64ZM73 104V103H72ZM70 104V105H72ZM93 104L95 103H92V106H94ZM97 104V103H96ZM95 104V105H96ZM107 104V102H106ZM105 104V105H106ZM114 104V102H113ZM112 104V105H113ZM115 104V105H116ZM137 104V103H136ZM144 104V103H143ZM148 104V103H147ZM153 104V103H152ZM59 105V104H58ZM81 105V103H80ZM89 105V103H88ZM91 105V104H90ZM89 105V107H90ZM99 105V104H98ZM97 105V107H98ZM99 105V106H100ZM103 105V104H102ZM120 105V104H119ZM119 105H116L117 107ZM165 105V103H164ZM169 105V106H170ZM176 105V106H174ZM227 105V103H226ZM63 106V105H62ZM74 106V105H73ZM76 106V105H75ZM110 106V104H109ZM114 106V105H113ZM115 106V107H116ZM122 106V105H121ZM120 106V107H121ZM123 106V107H125ZM128 106V105H127ZM132 106V105H131ZM163 106V105H162ZM168 106V105H167ZM205 105H203L204 107ZM225 106V105H224ZM60 107V106H59ZM68 107V105H67ZM77 107V106H76ZM85 107V106H84ZM88 107V106H87ZM104 107V106H103ZM102 106L100 107L101 109H105L103 108ZM114 107V109H115ZM133 107V106H132ZM141 107V106H140ZM139 107V108H140ZM148 107V105H147ZM161 107V106H160ZM171 107V106H170ZM75 108V107H73ZM72 108V109H73ZM80 108V107H79ZM96 108V107H95ZM99 108V107H98ZM98 108L96 110H98ZM119 108V107H118ZM122 108V107H121ZM128 108V107H127ZM138 108V107H137ZM164 108V106H163ZM169 108V107H168ZM175 108V110H177ZM50 109V108H49ZM55 109V108H54ZM53 109V110H54ZM71 109V108H70ZM76 109V108H75ZM73 109V110H75ZM82 109V110H81ZM78 110V107H77V110L76 111L77 113L74 114L72 113L73 110L70 111V113H72L73 115L71 116V119L69 120V116L67 117V120H68V124L69 122H71V127H75V129H77L78 127H80L79 125L80 124H83V123H79V125H77V122H81L82 118H84V115H87V114H84L85 112L83 111V107ZM91 109V108H90ZM111 109V108H110ZM113 109V108H112ZM114 109L111 110L114 112ZM124 109V108H123ZM135 109V107H134ZM160 109V108H159ZM165 109V108H164ZM207 109V108H206ZM63 110V109H61ZM87 111V109H85ZM95 110V111H96ZM120 110V109H118ZM117 110V111H118ZM168 110V109H167ZM225 110V109H224ZM246 110V109H245ZM248 110V109H247ZM67 112L69 110H66ZM65 111V112H66ZM89 111V110H88ZM92 112L94 111V107H93V110H91ZM89 111V112H91ZM106 111V109H105ZM108 111V109H107ZM110 111V112H111ZM127 111V109H126ZM138 113V110H134L133 112H131V114L133 113L132 117L134 116V114L136 112ZM140 112L142 110H139ZM144 111V110H143ZM166 111V110H165ZM172 111V110H171ZM203 111V109H202ZM208 111V109H207ZM222 111V112H221ZM49 112V110H48ZM62 112V111H60ZM66 112V114H67ZM96 112H100V109ZM94 112L92 114L95 115ZM102 112V111H101ZM109 112V111H108ZM107 112V114H108ZM112 112V113H113ZM119 112V111H118ZM122 113V111H120ZM179 112V113H178ZM248 112L250 113V111L248 110ZM56 113V112H54ZM70 113H68L69 115H71ZM88 113V112H86ZM104 113V111L102 112ZM111 113V116L113 114H116L118 117V113L114 112L113 114ZM126 113V112H125ZM136 113V114H137ZM163 113V112H162ZM161 113V114H162ZM165 113V112H164ZM65 114V113H64ZM65 114V116H67ZM139 114V113H138ZM143 114V112H142ZM145 114V113H144ZM152 114V113H151ZM166 114V113H165ZM164 114V115H165ZM169 114V113H168ZM203 114V115H202ZM56 115V114H55ZM54 115V116H55ZM60 115V114H59ZM98 115V114H97ZM104 115V114H103ZM109 115V114H108ZM107 117H110L108 116ZM121 115V114H120ZM125 115V114H124ZM155 115V114H154ZM170 115V114H169ZM225 115V114H224ZM223 115V116H224ZM245 115V114H244ZM246 115H249L248 113ZM64 116V115H63ZM123 116V114L121 115ZM146 116V115H144ZM152 116V115H151ZM252 116V115H251ZM58 117V116H57ZM60 117V116H59ZM87 117V116H86ZM94 117V116H93ZM97 117V116H95ZM105 116H103V118H105ZM106 117V118H107ZM113 117V116H112ZM111 117V118H112ZM125 117H129V116H126ZM132 117H131V120H132ZM140 117L143 118V115L141 116L140 114ZM139 117V118H140ZM150 117V116H149ZM149 117H145V118H148ZM165 117V116H164ZM171 117V115H170ZM169 117V118H170ZM210 117H213L215 118V120H211L209 119ZM219 117V116H218ZM217 117V118H218ZM246 117V116H245ZM89 120H90V114L88 116ZM88 118H85V119H88ZM99 118V117H98ZM120 118V117H119ZM124 118V116L122 117V119ZM130 118V117H129ZM135 118H138L137 116H135ZM138 118V119H139ZM152 118H154L152 116ZM151 118V119H152ZM167 117L168 120H171ZM173 118V119H174ZM223 118V117H222ZM247 118V117H246ZM249 118V117H248ZM97 119V118H95ZM100 119V118H99ZM97 119V121L99 120ZM101 119H102V116H101ZM110 119V118H109ZM107 118V120H109ZM115 116H114V121H115ZM121 119V120H122ZM146 119V120H148ZM58 120V119H57ZM66 120V119H65ZM88 120V121H89ZM104 119H102L103 121ZM107 120H104L107 122ZM118 120V119H117ZM126 120V119H125ZM127 120H129L127 118ZM126 120V121H127ZM134 120V119H133ZM136 120V119H135ZM134 120V122H135ZM145 119L144 121L147 122ZM155 120V119H154ZM93 121V120H92ZM113 120H111V123H112ZM120 121V120H118ZM125 121V122H126ZM137 121H140V120H137ZM142 121V120H141ZM172 121V120H171ZM170 121V123H171ZM198 121V122H197ZM218 121V120H217ZM220 121V120H219ZM222 121V120H221ZM225 121V119H224ZM228 121V120H227ZM248 121V122H247ZM60 122V121H59ZM96 122V121H95ZM109 122V121H108ZM122 122V121H121ZM128 122V121H127ZM131 122V121H130ZM143 122V121H142ZM152 122V121H151ZM149 121V123H151ZM155 122V121H154ZM159 123V121H157ZM166 122V121H165ZM223 122V121H222ZM226 122V121H225ZM65 123V122H64ZM67 123V122H66ZM93 122H91L92 124ZM101 123V122H99ZM133 122H131L132 124ZM137 122L134 123L135 128L139 125V123L141 122H138V125L136 124ZM149 123L146 124L145 123V126H149ZM157 123V124H158ZM161 123V122H160ZM169 126V123L168 121L166 122ZM221 123V122H220ZM227 123V122H226ZM69 124V125H70ZM91 124H88V125H91ZM95 124V123H94ZM98 124V122H97ZM108 124V123H107ZM128 124V123H127ZM171 124H174V123H171ZM170 124V125H171ZM228 124V123H227ZM61 125V124H60ZM59 125V126H60ZM93 125V124H92ZM106 125V123H105ZM115 125H116V121H115ZM120 125V124H119ZM130 125V123L128 124ZM127 125V126H128ZM143 125V123H142ZM152 125V124H150ZM176 125V124H175ZM225 125V123H224ZM84 126V125H83ZM87 126V125H86ZM109 126V125H108ZM133 126V125H132ZM153 126V125H152ZM158 126V125H157ZM57 127H58V124H57ZM64 127V126H63ZM62 127V129H63ZM67 127V126H66ZM65 127V128H66ZM70 127V126H68ZM68 127L66 128V130L68 129ZM70 127V128H71ZM77 127V128H76ZM90 126H87L86 130L90 131L92 130V128ZM95 127V126H94ZM98 127V126H97ZM112 127V126H111ZM126 127V125H125ZM136 130V131H139V137H138V140H139V144L141 143H147V140L145 138L144 139V135H146L144 132H143V129L142 127H139ZM150 127V126H149ZM159 127V126H158ZM163 127V126H162ZM200 126H198L199 128ZM116 128V127H115ZM154 128V127H153ZM165 128V127H163ZM72 129V128H71ZM75 129L74 132H75ZM81 129V128H80ZM79 129V130H80ZM99 129V128H98ZM114 129V128H112ZM127 129V128H126ZM132 129V128H131ZM131 129L128 131L130 132ZM146 129V128H145ZM152 129V127H151ZM196 129V128H195ZM200 129V128H199ZM217 129V128H216ZM73 130H70L69 131H73ZM78 130V131H79ZM111 130V128H110ZM121 130V129H120ZM124 132H125V129H123ZM121 130V131H123ZM162 130V129H161ZM171 130V128H170ZM179 130L177 131V133L179 132ZM223 130V129H222ZM59 131V130H58ZM94 131V128L93 130ZM96 131V130H95ZM100 131H103V130H100ZM105 131V130H104ZM109 131V130H108ZM113 131V130H112ZM145 131V130H144ZM151 131V130H150ZM153 131V130H152ZM169 131V130H168ZM82 132H84V128L83 130H81V136H82ZM91 132V131H90ZM116 132V131H115ZM132 132L134 131H131V134ZM161 132V131H160ZM199 132L198 130H196V133ZM222 132V131H221ZM73 133V132H72ZM71 132H68V134H72ZM78 133V132H77ZM93 133V132H92ZM105 133V132H104ZM110 133V131H109ZM108 133V137L111 136L112 134L116 135L115 133H112L109 135ZM127 133V132H126ZM144 133V135H143ZM149 133V132H148ZM147 133V134H148ZM167 133V132H166ZM172 133V132H170ZM169 133V134H170ZM181 133V132H179ZM64 134V133H63ZM67 134V136H68ZM75 134V133H73ZM89 134V133H88ZM91 134V133H90ZM107 134V133H105ZM122 134V132H121ZM125 133H123L124 135ZM165 134V132H164ZM168 134V133H167ZM168 134V137H170ZM182 134H178L181 135ZM220 134V133H219ZM85 135V134H84ZM83 135V136H84ZM93 135V134H92ZM92 135L90 137H92ZM134 135V134H133ZM150 135V133L148 134ZM147 135V136H148ZM151 135H153L151 133ZM150 135V136H151ZM155 135V133H154ZM202 135V136H201ZM66 136V135H65ZM64 136V137H65ZM75 136H77V134H75ZM94 136V135H93ZM101 136V135H100ZM105 136V135H104ZM119 138L115 139V141L117 140L118 142H121L120 139L121 137H123L122 135L120 136V134L118 135ZM129 136V139L132 138V136L130 137ZM137 137V135H134ZM144 136V137H143ZM156 136V135H155ZM73 137V136H72ZM95 137V136H94ZM98 137V134L95 138V140L97 139ZM103 137V135H102ZM105 138L106 140L108 139ZM125 137V136H124ZM143 137V138H142ZM149 137V136H148ZM166 137V139L168 138ZM183 137V136H182ZM196 137V138H195ZM198 137V138H199ZM220 137V136H219ZM93 138V137H92ZM91 138V139H92ZM111 136L110 137V141H114L113 138ZM128 138V137H127ZM155 138V137H154ZM164 138V137H163ZM173 138V137H172ZM184 138V137H183ZM200 138V139H201ZM73 139V138H72ZM100 140L97 139L98 142L102 141L101 138H99ZM104 139V137H103ZM127 139L126 141L128 142ZM157 138H155L156 140ZM176 139V138H175ZM182 139V138H181ZM198 139V140H200ZM70 140V139H69ZM89 140V139H87ZM104 140V142L106 144H108V142ZM125 141V138L123 139ZM122 140V142H124ZM131 141H134V138L133 140L130 139ZM150 140V139H149ZM158 140V139H157ZM165 140V139H164ZM163 140V141H164ZM169 140V139H168ZM184 140V139H183ZM68 141V140H67ZM75 141H77L75 139ZM85 141V140H84ZM92 141V140H91ZM69 142V141H68ZM89 142V141H88ZM93 142V141H92ZM103 142V141H102ZM117 142V143H118ZM210 142V141H209ZM65 143V142H64ZM75 143V142H74ZM77 143V142H76ZM96 143V142H95ZM101 143V142H100ZM99 143V145H100ZM111 143V142H109ZM114 143V142H113ZM135 143H138L137 141ZM133 142V144H135ZM151 143V142H149ZM148 143V144H149ZM162 143V142H161ZM160 143V144H161ZM168 143V142H167ZM174 143H176V141H174ZM212 143V141H211ZM210 143V144H211ZM78 144V143H77ZM81 144L82 146H84V142L81 141ZM80 144V146H81ZM91 144V143H90ZM89 144V145H90ZM94 144V143H93ZM104 144V143H102ZM105 144V145H106ZM115 144V143H114ZM121 144V143H120ZM129 145V147L132 144H129V143H126ZM140 144V145H141ZM164 144V142H163ZM207 144V143H206ZM209 144V145H210ZM218 144V143H217ZM68 145V144H67ZM86 145V143H85ZM98 145V144H97ZM98 145V146H99ZM104 145V146H105ZM124 145V143H123ZM145 145L146 147V144H143ZM143 145H142V148H143ZM172 145V144H171ZM71 146V145H70ZM76 146V145H75ZM96 146V144H95ZM97 146V147H98ZM104 146L102 148H104ZM109 146H112V145H109ZM118 146V144H117ZM127 148L128 146L125 145ZM136 146V145H134ZM133 146V147H134ZM148 146V145H147ZM151 146V145H150ZM155 146V145H154ZM163 146V145H162ZM167 146V145H165ZM170 146V144H169ZM175 146V147H174ZM205 146V145H204ZM203 146V149L202 151L205 149ZM66 147V146H65ZM95 147L96 149H99V147L97 148ZM106 148L108 146H105ZM114 147V146H112ZM120 147L122 148V146L120 145ZM128 147V148H129ZM141 147V146H140ZM138 147V148H140ZM152 147V146H151ZM171 147V146H170ZM208 144H207V147L208 148ZM73 148V147H71ZM76 148V147H75ZM74 148V149H75ZM84 148V147H83ZM86 148V146H85ZM84 148V149H85ZM87 148H89L87 146ZM94 147H92V151L93 149H95ZM105 148V149H106ZM109 148V147H108ZM118 148V147H117ZM117 148L115 149H112V148H109L111 150H116ZM125 148H122L125 152ZM131 148V147H130ZM150 148V147H149ZM153 150H154V147H152ZM158 148V146H157ZM164 147H162L163 149ZM169 148V147H168ZM66 149V148H65ZM70 148H68L69 150ZM120 148H118L119 150ZM121 149V150H122ZM137 151V147L135 148ZM159 149V148H158ZM166 149V148H164ZM163 149V150H164ZM171 149V148H170ZM212 149V148H211ZM213 149H214V146H213ZM212 149V150H213ZM82 150V149H81ZM101 150V149H100ZM104 150V149H103ZM119 150V151H121ZM128 150V149H127ZM150 151L152 150L151 148L149 149ZM155 150H157L155 148ZM208 150V149H207ZM210 150V148H209ZM210 150V152L212 151ZM215 150V149H214ZM213 150V151H214ZM217 150V149H216ZM78 152L80 151L77 150ZM76 151V152H77ZM91 151V153H93ZM133 151H134V148H133ZM140 150L138 149V153ZM162 151V150H161ZM169 151L166 150L164 152H167ZM200 151V152H202ZM70 152V151H69ZM81 152V151H80ZM88 152L89 149H88ZM96 152H99L98 150ZM103 152V151H102ZM105 152V151H104ZM118 152V151H117ZM129 152V151H128ZM148 152V150L146 151ZM153 154L154 151H152ZM208 152V151H207ZM74 153V151H73ZM101 153V151H100ZM98 153V154H100ZM113 153V152H111ZM136 153V152H134ZM137 153V154H138ZM169 153V152H168ZM209 153V152H208ZM215 153V154H216ZM76 154V153H75ZM115 154V153H114ZM113 154V155H114ZM119 154V153H118ZM151 154V153H150ZM212 154H214L212 152ZM79 155V154H78ZM85 155V159L86 158H90V157H87L86 156V153L84 154ZM91 155V154H90ZM94 155H96V153L94 152ZM102 155V154H101ZM110 152H109V156H110ZM146 155V154H145ZM157 156L158 155H161V154H158V150H157ZM163 155V153H162ZM161 155V156H162ZM166 155V154H165ZM211 155V156H210ZM93 156V155H92ZM103 156V155H102ZM116 156V155H115ZM142 156H144L142 154ZM148 156V155H147ZM168 156V155H166ZM216 156V155H215ZM79 157V156H78ZM96 157V156H95ZM105 157H108L106 156L105 154ZM104 157V158H105ZM111 157V162H114V160L116 158H114V160L112 159L113 157ZM117 157V156H116ZM140 157V156H139ZM145 157V156H144ZM153 157V156H152ZM164 157V156H163ZM76 158V157H75ZM74 158V159H75ZM94 157H92L93 159ZM103 159V157H101ZM101 158H99V160L97 161H100ZM122 158V159H121ZM146 158V157H145ZM144 158V159H145ZM149 160L150 157L148 156L147 157ZM158 158V157H157ZM78 159V158H76ZM83 160H85L84 158H82ZM92 159H87L88 161L85 162L87 163L88 166H91L90 164H92L93 160ZM97 159V157H96ZM94 159V160H96ZM118 159V157H117ZM138 160L140 158H137ZM143 159V161H144ZM92 160V161H90ZM104 160V159H103ZM108 160L109 162V158L106 159ZM104 160V161H106ZM119 160V159H118ZM147 160L145 159L144 162H147ZM104 161L102 163H104ZM117 161V160H116ZM115 161V162H116ZM150 161V160H149ZM153 159L151 160V165L153 164ZM159 161V160H156V162ZM92 162V163H90ZM118 162V161H117ZM143 162V163H144ZM161 162V161H160ZM160 162H159V165H160ZM95 163V162H94ZM101 163V162H100ZM99 164L101 165L100 168H102L101 170H105L108 168V165L105 164V167H103L104 165L103 164ZM109 163V164H110ZM139 163V164H140ZM149 162H147L148 164ZM155 163V162H154ZM158 163V162H157ZM156 163V164H157ZM74 164V163H73ZM76 164V162H75ZM116 164V163H115ZM140 164V165H141ZM95 166H97V164H94ZM113 165V163H112ZM117 165V164H116ZM162 165V164H161ZM86 166V164L84 165ZM111 166V164H110ZM118 166V165H117ZM138 166V167H137ZM153 166V165H152ZM155 166L157 165H154V169L156 170L157 168H155ZM93 167V166H92ZM98 167V166H97ZM116 167V166H115ZM150 167V166H149ZM161 167V166H160ZM79 168V167H78ZM89 168V167H88ZM105 168V169H104ZM110 168V167H109ZM114 168V166H113ZM118 168V167H117ZM81 170V168H79ZM93 169V168H92ZM99 169V168H98ZM150 169V168H148ZM147 169V170H148ZM152 169V167H151ZM152 169V170H154ZM79 170V171H80ZM89 171V169H87ZM112 169H110L111 171ZM118 170V169H117ZM95 171V170H94ZM102 171V172H103ZM151 171V170H150ZM81 172V171H80ZM86 172V171H85ZM92 172V171H91ZM100 172V171H99ZM106 172V171H104ZM108 172V170H107ZM95 173V172H94ZM83 174V173H82ZM94 175V174H93ZM105 175V174H103ZM83 176V175H82ZM85 176V175H84ZM88 176V175H87ZM92 176V174H91ZM89 177V176H88ZM86 179V178H85ZM100 179V180H99ZM88 180V179H87ZM86 181V180H85ZM84 181V182H85ZM125 183V181H124ZM128 183V182H127ZM133 185V184H132ZM107 187V186H105ZM109 187V185H108ZM133 187V186H131ZM114 188V187H113ZM105 189V188H104ZM111 189V188H110ZM115 189V188H114ZM106 190V189H105ZM123 190V189H121ZM78 191V190H77ZM117 191V190H116ZM130 191H133L130 189ZM105 192V191H104ZM109 192V191H108ZM88 193V192H87ZM110 193V192H109ZM114 193V192H113ZM128 193V192H127ZM131 193V192H130ZM121 192H117L115 195H119L120 196ZM105 195V194H104ZM82 196V195H81ZM130 196V195H129ZM91 197H90V200H91ZM105 197V196H103ZM111 197H112V194H111ZM102 198V197H101ZM106 198V197H105ZM74 199V197H73ZM102 200V199H100ZM108 200V199H107ZM114 200V199H112ZM117 202V201H116ZM114 202V203H116ZM120 200L117 202L119 204ZM123 202V201H121ZM105 203V202H103ZM79 204V203H78ZM123 204V203H122ZM126 204H128L126 202ZM128 206V205H127ZM110 207V206H109ZM117 207V206H116ZM115 208V207H114ZM113 209V208H112ZM111 209V210H112ZM126 210V212H125ZM106 212V211H105ZM104 212V213H105ZM179 213V215L181 214V220L179 221L178 220V223H180L183 219V224L179 225L180 227H184L183 230H185L183 233L182 231H179L181 232L180 234V237L176 236V234H179L178 233V230L177 228L175 227L177 224V216L176 217H173L175 213ZM108 213V212H107ZM177 213V214H178ZM109 214V213H108ZM179 215H178V219H179ZM107 218V219H108ZM162 219V220H161ZM157 221H162L163 222V225H162V229L164 228H168L170 231L169 233L172 231V232H175L174 233V237L175 238H179V240H176L173 241L175 244L173 246H169V242L172 240H169V233L168 236H167V239L166 241H163V243H161L160 245H157L155 246V244H153L152 240L155 238L153 237V235H156L155 233H152L150 232L149 234L147 233L145 236L142 237V235H144L147 231H145L146 228L149 229H152L153 226L157 223ZM103 222V221H101ZM159 222V223H160ZM161 222V223H162ZM160 223V224H161ZM102 224V223H101ZM159 224V225H160ZM175 225V226H174ZM158 226V224H157ZM161 226V225H160ZM175 228H174V227ZM178 226V225H177ZM102 228V227H101ZM160 228V227H158ZM179 228V227H178ZM167 229V230H168ZM156 230V229H154ZM99 231V230H98ZM101 231V232H102ZM103 231V232H104ZM148 231V232H149ZM153 231V229H152ZM154 232V231H153ZM158 232V230H157ZM164 234H166V232L162 231ZM161 233V232H160ZM163 233L160 234V236H163ZM115 235V237H114ZM173 236V234H171ZM170 235V237H171ZM98 236V235H97ZM107 236V235H106ZM106 238V237H105ZM160 237H158L159 239ZM165 238V237H164ZM177 238V239H178ZM166 239V238H165ZM164 239V240H165ZM172 239V238H171ZM157 240V239H156ZM162 240V239H160ZM157 244L159 242H156ZM171 244V243H170ZM193 254H195V256H197L195 258L192 257V258H189V256H193ZM106 256V255H105ZM196 260V261H195ZM106 261V259H105ZM189 262V264H190Z\"/></svg>",
    "mask_w": 264,
    "mask_h": 264
},
{
    "label": "water",
    "instance_id": "95a60500",
    "mask_svg": "<svg viewBox=\"0 0 264 264\" xmlns=\"http://www.w3.org/2000/svg\"><path fill=\"white\" fill-rule=\"evenodd\" d=\"M29 0H0V37L14 23V19L28 4Z\"/></svg>",
    "mask_w": 264,
    "mask_h": 264
}]
</instances>
